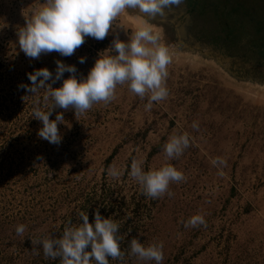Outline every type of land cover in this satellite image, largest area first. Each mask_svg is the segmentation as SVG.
I'll return each mask as SVG.
<instances>
[{"label": "rangeland", "instance_id": "1", "mask_svg": "<svg viewBox=\"0 0 264 264\" xmlns=\"http://www.w3.org/2000/svg\"><path fill=\"white\" fill-rule=\"evenodd\" d=\"M44 3L0 0V264H60L35 241L60 238L69 221L82 223L81 212L92 223L96 210L119 224L124 256L109 264H155L130 255L133 238L144 246L162 242V264H264V61L238 30L242 18L264 21V0H184L155 18L128 9L103 41L86 37L69 57L53 51L28 58L16 32ZM143 26L160 33L172 57L167 99L146 111L147 95L141 99L127 84L117 85L112 101L82 115L53 110L50 120L64 117L60 145L39 138L36 97L18 89L31 84L26 74L47 68L54 76L60 60L77 68L79 80L116 36L128 42ZM184 132L189 148L166 160L164 144ZM216 157L226 161L223 176L211 164ZM133 159L145 171L171 164L185 180L170 183L171 196L147 197L128 175ZM110 166L123 174L112 178ZM194 215H202L206 227L185 228ZM20 224L23 235L15 231Z\"/></svg>", "mask_w": 264, "mask_h": 264}, {"label": "clouds", "instance_id": "2", "mask_svg": "<svg viewBox=\"0 0 264 264\" xmlns=\"http://www.w3.org/2000/svg\"><path fill=\"white\" fill-rule=\"evenodd\" d=\"M182 3L184 0H45L30 17L24 16L25 26L16 32L18 45L25 56L32 59H39L42 54L53 51L69 57L85 42L86 37L103 41L113 21L125 10H137L155 18L157 15L164 16L166 9L171 10ZM160 39V33L149 26L137 27L128 42H121L116 36L111 47L99 53L87 76L79 80L75 75L77 68L60 60L55 61L54 76L47 68L26 74L31 84H20L18 89L36 97L32 116L43 125L37 132L38 137L50 144L60 145L63 138L58 124L64 121V117L58 113L54 120H50L53 110L73 109L75 116L82 115L96 103L112 101L117 85L127 84L129 91L141 99L147 95L146 111L151 110L153 102L166 100L169 96L165 86L167 66L172 63V57L169 48ZM85 61V57L79 58V63ZM66 72L72 75L63 79ZM57 81H62V85L54 88ZM41 90H44L42 100L39 96ZM41 103L47 111L41 109ZM191 127L198 130L199 125L193 122ZM190 139L187 132L170 136L163 146L166 160L181 157L189 148ZM142 164V161L133 159L128 175L142 188L143 194L152 199L165 193L171 196L170 183L185 180L184 174L171 164L147 171ZM211 164L217 168V174L223 176L226 161L216 157ZM122 174L115 166L108 169V175L112 178L118 179ZM93 215V222L89 223L88 214L81 212L79 220L82 223L69 221L60 238L49 235L36 240L35 244L42 245L46 258H59L60 264H109V258L122 260L124 253L120 249L118 222L104 218L99 210ZM198 226L206 227L202 215H194L184 222L185 228ZM15 231L17 235H23L26 226L20 224ZM89 247L91 250L87 251ZM129 247L130 255L138 260L154 261L155 264L163 262L162 242L144 246L133 238Z\"/></svg>", "mask_w": 264, "mask_h": 264}, {"label": "flooded vegetation", "instance_id": "3", "mask_svg": "<svg viewBox=\"0 0 264 264\" xmlns=\"http://www.w3.org/2000/svg\"><path fill=\"white\" fill-rule=\"evenodd\" d=\"M247 20L248 19H240L238 23V30L250 36L253 47L259 52L262 60L264 61V21L260 19L250 20L249 22L252 24L250 25L247 23ZM229 40H231V38ZM262 67L264 70V62Z\"/></svg>", "mask_w": 264, "mask_h": 264}, {"label": "water", "instance_id": "4", "mask_svg": "<svg viewBox=\"0 0 264 264\" xmlns=\"http://www.w3.org/2000/svg\"><path fill=\"white\" fill-rule=\"evenodd\" d=\"M227 61L231 62V61H233V60H231L230 58H227Z\"/></svg>", "mask_w": 264, "mask_h": 264}, {"label": "trees", "instance_id": "5", "mask_svg": "<svg viewBox=\"0 0 264 264\" xmlns=\"http://www.w3.org/2000/svg\"><path fill=\"white\" fill-rule=\"evenodd\" d=\"M120 235H121L120 232H118V236H119V237H120Z\"/></svg>", "mask_w": 264, "mask_h": 264}]
</instances>
